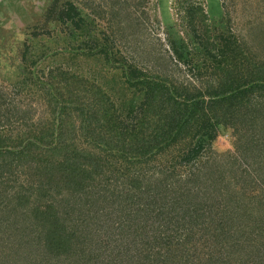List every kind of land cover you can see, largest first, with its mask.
I'll use <instances>...</instances> for the list:
<instances>
[{"label":"trees","instance_id":"16d2710c","mask_svg":"<svg viewBox=\"0 0 264 264\" xmlns=\"http://www.w3.org/2000/svg\"><path fill=\"white\" fill-rule=\"evenodd\" d=\"M62 2L64 45L50 53L45 43L38 55L27 43L17 71L16 87L43 99L19 103L0 88V264H264V61L239 41L238 65L237 40L223 32L199 40L224 64V78L211 69L219 82L204 91L149 80L108 33L96 34V17L74 0L53 5ZM171 43L189 61L185 45ZM99 59L122 63V108L97 74L84 75L81 62ZM39 100L47 107L35 117ZM228 130L239 151L229 176L227 161L218 169L226 153L213 149Z\"/></svg>","mask_w":264,"mask_h":264},{"label":"rangeland","instance_id":"374dc122","mask_svg":"<svg viewBox=\"0 0 264 264\" xmlns=\"http://www.w3.org/2000/svg\"><path fill=\"white\" fill-rule=\"evenodd\" d=\"M74 1L91 18L95 19L96 17V34L101 36L104 32L108 33L109 38L113 39L114 51L117 56L134 66L139 64L145 72L147 71L148 74L144 77L149 80L161 81V78H170L176 83H193L194 86L191 84L192 89L200 88L204 91L207 83L219 82L211 75V69L218 66V71L220 69L222 74L218 73L217 78H224L225 72L222 67H219H224V64L215 60L214 57L206 58L200 50L199 40L209 43L210 35L213 40H216L217 36L223 32L231 34L237 40L238 54L236 56L231 54V56L234 57V61L237 60L238 65L239 41L248 44L247 47H243L246 54H253V56L257 54L264 61V0ZM193 5L195 6L194 15L187 16L188 8ZM62 6L63 2L53 5V0H0V88H5V91L11 94L9 97L15 96L19 103L29 102L31 97L43 99L41 90H35L30 96L21 87H16V83L19 81L17 80V71L23 63L21 54L27 43L38 44H36L35 51L38 55H41L39 53H42L43 48H46L45 43L50 45V53L60 50L64 45L62 36L67 32L68 26L59 22ZM93 9L98 12L95 14ZM202 17L206 22L203 27L199 25ZM193 26L197 32H200L199 38L196 37ZM211 38L210 43L214 44ZM171 40L185 45L186 52L189 51L190 62L187 59L179 61L173 52ZM217 42L219 43V40ZM248 50L251 51L250 54ZM213 53L217 54V51L213 50ZM95 62L96 64L81 62L84 75L88 77L97 74L98 78L94 76L97 79V85L108 91L119 106L122 105L123 100L129 102V98L122 97V93L118 90L119 87L114 86L118 84L120 86L121 75L117 72H120L121 68L118 69V67L122 63L118 61L107 65L103 59L95 60ZM45 63L48 64V62ZM246 66L251 68L255 66V63ZM20 68L23 69V67ZM103 80L106 82L108 80L110 84L104 83ZM131 93L132 91L129 96ZM206 99H209V96H206ZM35 103L40 105L39 110L34 112L35 117H39V113L45 111L47 105L45 100ZM4 106L6 109L3 108L5 111L2 119L11 113L10 110H7L8 105ZM22 112L25 115L28 113H25V109ZM228 131L220 134L213 144V149L216 153H226V155H217L222 159L218 169L222 168L227 161L226 164L229 168L227 175L229 176L233 166H229L228 159H233L231 155L239 157V151L236 150L233 143L231 130ZM228 152L230 154H227ZM172 157L173 155L170 153L162 159L167 165H170L173 162ZM206 157L207 154L205 160ZM239 160L242 162L240 158ZM161 166L164 167L163 164ZM244 166L246 165L244 164ZM141 167H143L142 163L139 164V168ZM234 169L239 175V163L235 165ZM191 170L186 165L179 172H182L183 177H186ZM145 173L148 174L149 171H145ZM230 173L233 175L232 172Z\"/></svg>","mask_w":264,"mask_h":264}]
</instances>
